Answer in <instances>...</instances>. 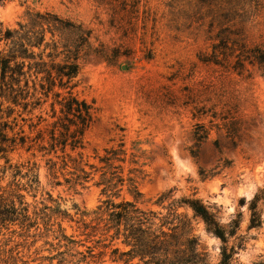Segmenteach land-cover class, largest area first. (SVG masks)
I'll return each mask as SVG.
<instances>
[{"label":"rangeland","instance_id":"obj_1","mask_svg":"<svg viewBox=\"0 0 264 264\" xmlns=\"http://www.w3.org/2000/svg\"><path fill=\"white\" fill-rule=\"evenodd\" d=\"M226 1L126 0L121 6L117 0L110 4L94 0H5L0 3V24L2 29L14 28L26 10H49L91 29V47L101 53L91 52L80 60L75 88L96 108L95 121L84 134L83 159L98 164L96 155L123 139L128 153L136 148L142 153L139 163L144 177L137 182L142 193L140 206L158 209L154 201L162 192H169L170 199L175 200L197 197L216 208L221 224L239 219L235 236L243 240L234 263H263L264 198L259 202V227H249L247 201L264 188V76L252 74L251 79L244 80L230 74L220 80L198 60V54L212 43L206 31L210 20L207 11L226 5ZM246 9L242 23L246 42H264V5L251 1ZM221 89L225 91L222 99L237 105L236 118L241 124L237 146L230 147L223 132L212 129L194 158L189 152L194 123L209 125L208 118L193 117L194 108L215 102ZM215 138L219 140V150L212 144ZM7 156L13 164L30 157L21 150ZM31 160L38 166L39 186L34 198L23 191L30 205L46 198L48 192L62 209L73 214L75 206L91 211L105 197L94 184L98 173L84 188L70 187L60 175L61 184L53 185L44 158ZM3 165L0 157V167ZM130 167L126 162L124 172ZM10 179L6 172L1 184ZM120 194L131 198L125 188ZM242 198L245 204H241ZM178 211L191 219L209 253L207 264H218L219 239L205 231L203 222L192 217L190 209L179 207ZM61 225L75 239L84 238L74 221L64 219ZM11 229L18 228L14 225ZM31 240L10 237L8 231L0 234V264L56 263V259L49 258L55 251L44 244V240L55 242L51 236L33 243ZM235 242L238 239H229V244ZM101 264L115 263L105 256Z\"/></svg>","mask_w":264,"mask_h":264},{"label":"trees","instance_id":"obj_2","mask_svg":"<svg viewBox=\"0 0 264 264\" xmlns=\"http://www.w3.org/2000/svg\"><path fill=\"white\" fill-rule=\"evenodd\" d=\"M94 1L110 4L114 0ZM117 1L123 6L126 0ZM251 1L264 5V0H227L226 5L207 11L210 20L206 31L212 43L198 54V60L217 79L230 74L244 80L251 79L252 74L264 76V42L249 44L242 32L246 5L250 7ZM16 25L2 29L0 24V157L4 159L0 167V234L8 231L10 237H31L32 243L51 236L55 242L44 240V244L55 251L49 256L56 259L55 264H101L105 256L115 264H207L209 253L191 219L178 211L184 207L203 222L207 233L219 239L218 264H235L243 240L235 236L238 218L221 224L214 206L197 197L170 199L169 192L156 197L158 209L140 206L142 193L137 182L144 174L138 148L128 153L120 139L96 155L98 164L83 159L84 134L95 121L96 108L75 88L80 60L91 52L101 53L91 47V29L49 10L28 9ZM224 93L221 89L215 102L194 108L193 117L208 118L209 123H194L189 149L194 158L212 129L223 132L230 147L237 146L241 127L237 105L223 100ZM212 144L219 150L218 138ZM16 150L30 157L13 164L7 155ZM37 156L44 158L53 185L61 184L60 175L70 187L84 188L98 173L94 184L105 197L91 211L74 205L73 214L62 209L48 192L46 198L30 205L23 191L36 196L38 166L31 159ZM126 162L132 167L125 173ZM6 172L11 179L2 185ZM123 188L131 198L121 196ZM263 198L264 188H259L247 201L249 227L261 225L259 202ZM241 204H245L243 198ZM64 219L74 221L84 238L67 234L61 225ZM14 225L18 229L10 230ZM230 238L238 242L229 244ZM79 246L84 249L78 250Z\"/></svg>","mask_w":264,"mask_h":264}]
</instances>
